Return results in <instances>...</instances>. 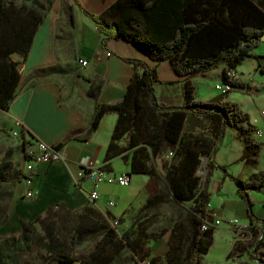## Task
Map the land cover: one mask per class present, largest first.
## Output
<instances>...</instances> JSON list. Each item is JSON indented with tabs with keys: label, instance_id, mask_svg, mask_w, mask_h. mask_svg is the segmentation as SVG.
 <instances>
[{
	"label": "crops",
	"instance_id": "obj_1",
	"mask_svg": "<svg viewBox=\"0 0 264 264\" xmlns=\"http://www.w3.org/2000/svg\"><path fill=\"white\" fill-rule=\"evenodd\" d=\"M116 1L54 0L37 29L23 60L22 76L8 112L24 125L29 140L59 146L62 158L50 164H37L32 174L26 173L29 178L22 181V192L16 196L9 223L0 228L1 234L20 235L25 224L34 222L57 207L80 214L86 207L94 205L104 216L110 214V218L117 222L127 215L129 209L138 212L144 208L153 196L151 182L154 178L131 175L130 184L117 186L122 191L115 195L104 190L110 185L102 184L99 186L100 198L95 204L90 200L93 184L82 179L83 167H106L114 173H130V165L123 162L122 155L105 161L117 114L108 112L95 125V107L97 104L115 105L122 101L133 74H143L142 66H134L135 62H139L156 73L154 91L160 106H184V85L188 80L194 87L193 94L197 101L227 102L236 105L247 115V125L253 130L251 139L258 145L257 151L243 157L246 152L244 136L237 129L225 127L213 154V166L207 164L208 155L201 161L207 179L205 177L200 183L209 194V214H215L222 220L221 225L213 230L210 249L215 243H222L227 250L226 264H261L257 260L259 253L253 252L248 245L233 247L234 235L227 220L238 219L242 224L264 225V188L246 191L249 209L242 193L228 177L245 181L254 173L264 171V41L260 40L251 51V56L230 71L233 74L231 79L245 87L219 95L215 86L225 82L224 66L216 69L217 81L210 84L207 81L206 87H197L195 81L200 86L202 82L199 77H207L208 72L204 75L178 76L168 61H150L126 40L108 39L102 44L106 36L84 11L110 20L107 11ZM67 6L72 7L71 18ZM80 60L87 61L88 66L84 67ZM218 130L219 125L211 117L187 113L182 134L211 142V146H214ZM234 139L239 145L238 154L229 165L231 168H228V165L216 160V154L222 145ZM170 154L173 155V152ZM181 159L179 157L176 163ZM152 164L157 170L155 161ZM165 165L166 161L163 162V170ZM216 171L220 174L212 189V176ZM158 181L165 185L164 180ZM225 187L230 188L231 196L225 194ZM29 192H32V198L27 197ZM214 195L219 198V206L215 209L211 206ZM163 198L165 201L154 206L175 202L170 194ZM156 200L158 202L159 199ZM109 202H113V205L110 206ZM185 219L188 223L187 213ZM153 246H163L166 252L168 241L167 246L163 241L154 242Z\"/></svg>",
	"mask_w": 264,
	"mask_h": 264
},
{
	"label": "trees",
	"instance_id": "obj_2",
	"mask_svg": "<svg viewBox=\"0 0 264 264\" xmlns=\"http://www.w3.org/2000/svg\"><path fill=\"white\" fill-rule=\"evenodd\" d=\"M53 1L0 0V109L4 111H9L24 66L23 61H11L9 55L25 48L24 56H27L37 29ZM67 9L71 18L72 7L67 6ZM84 13L106 36L102 44L108 39L126 40L148 60L168 61L178 76L204 75L224 66V83L229 84L232 90L243 89L245 85L228 79L226 73L250 57L264 35V0H117L107 11L110 20L92 16L86 11ZM137 65L143 67V74H133L122 101L115 105L97 104L95 107V125L106 113L117 114L104 159L109 161L122 155V159L127 161L131 152L130 175L162 179L177 204L192 202V208L186 210L189 229L182 233L171 231L164 256H150L140 237L134 240L128 236L118 238L114 229L109 227L110 214L104 216L93 206L86 207L80 214L60 207L52 208L34 222L25 224L18 239H26L29 227L41 225L46 231L45 237L39 236L36 241L46 251L58 255L57 264H72L75 260L71 252L78 245L98 238L100 240L85 259L86 264H113L125 246L140 262L146 261L147 264H203V258L212 246L214 229L201 231L207 217L209 194L196 176L200 157L208 155L207 164L213 166V154L225 127L237 129L244 136L246 152L243 157L254 154L258 149L251 139L253 130L247 125L248 117L236 105L197 101L194 87L187 80L184 106H160L155 98L157 76L154 69L135 62L134 66ZM187 113L211 117L219 125L216 145L211 146V142L182 134ZM127 134V144H120ZM164 146L172 149L173 157L172 162L165 165L164 175H161L149 162L155 161ZM179 157L182 159L176 163ZM6 173H0V182ZM228 177L242 193L250 209L246 191L264 188V171L254 173L245 181ZM162 201L165 198L157 202L151 197L144 208ZM67 215H75L76 224L65 230L68 236L62 242L59 236L64 231H57L56 220L53 219Z\"/></svg>",
	"mask_w": 264,
	"mask_h": 264
},
{
	"label": "rangeland",
	"instance_id": "obj_3",
	"mask_svg": "<svg viewBox=\"0 0 264 264\" xmlns=\"http://www.w3.org/2000/svg\"><path fill=\"white\" fill-rule=\"evenodd\" d=\"M24 52L25 48L20 52L12 53L9 55V59L13 62L21 63L25 57ZM224 70L225 69L222 71ZM211 72H208L205 78L199 77L200 82H202L200 86L199 83L195 81L196 85H198L197 87H206L207 81L208 84H210V82L219 79L216 69ZM216 92L219 95L221 94L220 91ZM1 94L2 90L0 87V95ZM128 136L129 134L125 135L121 139L120 144L126 145ZM28 140L29 134L24 125L20 121L13 119L9 112L0 109V173L7 171L4 180L0 182V228L7 226L9 223L16 196L22 192L21 184L26 177V173H28L27 154L25 150V144ZM238 149L239 145L237 141L235 139L234 141L229 140L222 145L217 152L216 160L228 165V168H231L229 165L233 163L234 157L238 154ZM171 150L169 146H164L163 151L155 159L158 172L165 173V169L163 170V162L166 161V165H168L172 160L173 155L170 154L172 153ZM130 157L131 152L128 154V160H123L126 165L129 164ZM204 158H207V156L201 157L200 165L197 170V176L200 182H203L206 177V171L202 172L201 161ZM149 163L151 165L152 161ZM218 174H220V172L216 171L212 176V183L210 186L212 189L215 188ZM104 190L114 195L122 191L116 185L106 186ZM230 191L229 187H225V194L231 196ZM151 192L153 200L160 199L169 194L165 185L156 179H153V182H151ZM211 201L213 209L219 206V198L217 196L214 195ZM192 206V202L183 205H178L175 202L158 206L150 204L148 207L138 212L129 209L127 215L119 219L117 226L113 225L115 220L111 218L108 219V224L109 227L114 229L118 238L122 239L123 236H128L131 240H134L140 237L144 248L149 251L150 256H164L166 253L164 247L153 246V243L163 241L165 246H167L171 230L179 233H182L183 230H188L189 225L185 216L186 210L191 209ZM60 214H62V212L59 213V215ZM74 217L75 215H67L65 218H54L53 221L56 220L57 231L60 232L61 229L65 234L66 229L76 224V219ZM22 233L23 231L20 235L14 233L1 234L0 232V264H57L56 258L58 255L46 251V249L38 245L36 241L39 236L45 237L46 231L41 225L37 224L34 227H29L26 239L19 240L18 238L21 237ZM64 234L59 236V240L62 242H65V238L68 236ZM97 240H100V238ZM97 240L87 241L78 245V247L71 252V256L75 260L72 264H86L85 259L88 254L93 251ZM226 251L222 243H215L208 254L204 256L203 264H226ZM257 260L260 261L261 264H264V249L257 255ZM113 264H147V262H140L138 257L125 246L124 249L120 251L119 256ZM229 264L233 263L230 262Z\"/></svg>",
	"mask_w": 264,
	"mask_h": 264
},
{
	"label": "built area",
	"instance_id": "obj_4",
	"mask_svg": "<svg viewBox=\"0 0 264 264\" xmlns=\"http://www.w3.org/2000/svg\"><path fill=\"white\" fill-rule=\"evenodd\" d=\"M80 63L86 67L88 62L80 60ZM228 79L233 77L230 72L226 73ZM217 91L224 94L231 90V87L227 83L218 84L215 86ZM27 154V174H32L37 164H50L54 161L60 160L61 150L59 146L49 145L41 140H29L25 145ZM25 178H29L27 175ZM82 179L87 180L93 184V189L90 192V200L95 204L100 198L99 186L102 184L116 185L119 187H126L130 184L131 175L127 172L114 173L106 167L94 168L87 167L82 168ZM32 192L27 194L28 198H32ZM112 206L113 202H109ZM222 220L217 218L215 214H209V205L207 206V217L203 221L201 231H207L211 228L215 229L220 226ZM114 226L118 225V222L113 223ZM227 225L231 228L234 238L232 245H248L253 252L260 253L264 249V225L254 226L251 224H242L238 219L227 220ZM255 264V263H252Z\"/></svg>",
	"mask_w": 264,
	"mask_h": 264
},
{
	"label": "bare ground",
	"instance_id": "obj_5",
	"mask_svg": "<svg viewBox=\"0 0 264 264\" xmlns=\"http://www.w3.org/2000/svg\"><path fill=\"white\" fill-rule=\"evenodd\" d=\"M231 87V86H230ZM231 90H232V88H231ZM230 90V91H231ZM230 91H228V92H230ZM228 92H226V93H228ZM226 93H224V94H226ZM205 170H204V166L202 167V172H204Z\"/></svg>",
	"mask_w": 264,
	"mask_h": 264
},
{
	"label": "water",
	"instance_id": "obj_6",
	"mask_svg": "<svg viewBox=\"0 0 264 264\" xmlns=\"http://www.w3.org/2000/svg\"><path fill=\"white\" fill-rule=\"evenodd\" d=\"M109 29H112V27H110ZM260 40H261V41H264V35L261 37Z\"/></svg>",
	"mask_w": 264,
	"mask_h": 264
}]
</instances>
